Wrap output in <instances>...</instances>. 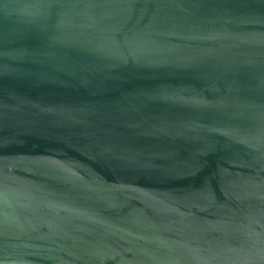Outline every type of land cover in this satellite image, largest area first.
<instances>
[{"label":"water","instance_id":"1","mask_svg":"<svg viewBox=\"0 0 264 264\" xmlns=\"http://www.w3.org/2000/svg\"><path fill=\"white\" fill-rule=\"evenodd\" d=\"M0 264H264V0H0Z\"/></svg>","mask_w":264,"mask_h":264}]
</instances>
